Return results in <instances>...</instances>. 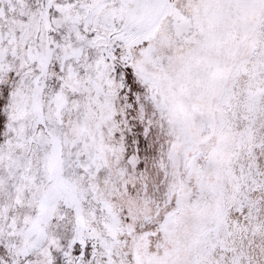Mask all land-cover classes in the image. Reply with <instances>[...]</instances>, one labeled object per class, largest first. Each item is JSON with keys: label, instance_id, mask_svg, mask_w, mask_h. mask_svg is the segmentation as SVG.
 <instances>
[{"label": "rangeland", "instance_id": "374dc122", "mask_svg": "<svg viewBox=\"0 0 264 264\" xmlns=\"http://www.w3.org/2000/svg\"><path fill=\"white\" fill-rule=\"evenodd\" d=\"M0 264H264V0H0Z\"/></svg>", "mask_w": 264, "mask_h": 264}, {"label": "trees", "instance_id": "16d2710c", "mask_svg": "<svg viewBox=\"0 0 264 264\" xmlns=\"http://www.w3.org/2000/svg\"><path fill=\"white\" fill-rule=\"evenodd\" d=\"M119 114V118H117L119 121L118 122H121L122 121V123L125 121V118H121V120H120V116H122V115H124V114H122V112L121 113H118ZM149 126H147V129H148V135L147 136H149V140H150V137L152 138V140H155L156 139V136H155V133H156V130H154V129H152V128H148ZM134 133H135V137L133 138L134 139V141L135 142H137V143H140V145H141V147L143 146V143H148V144H152L151 143V141H149V142H145L144 141V138H145V136L144 135H142V133H137V131H135V129H134ZM127 140V139H126ZM125 140V143L126 144H128V141H126ZM160 141V140H159ZM156 142L155 144L156 145H158V143H160V142ZM125 143H124V145H125ZM127 149H125V151H126ZM158 152H160V151H158ZM145 154V153H144ZM144 154L142 155V153H141V157H142V159H141V161H140V165L143 167V168H146V167H144V159H143V157H144ZM147 154V153H146ZM145 154V155H146ZM155 162H157V157L155 158L154 156H153V154L151 155V151H150V157L146 160V166H148V168H149V170H152L151 168H153L154 166H155ZM160 166H158V164L156 165V167L157 168H159V169H162V165L161 164H159ZM182 169V168H181ZM180 168H179V170H178V175H177V177H178V179L181 177V176H183V174H184V170H181ZM161 177H162V174H161ZM162 179H163V177H162ZM161 182H162V180H161Z\"/></svg>", "mask_w": 264, "mask_h": 264}]
</instances>
